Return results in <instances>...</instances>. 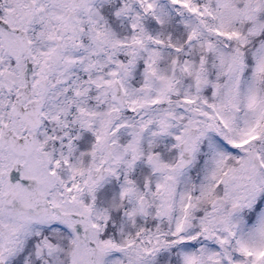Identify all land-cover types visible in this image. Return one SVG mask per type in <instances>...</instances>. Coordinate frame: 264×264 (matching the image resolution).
<instances>
[{
  "label": "snow or ice",
  "instance_id": "snow-or-ice-1",
  "mask_svg": "<svg viewBox=\"0 0 264 264\" xmlns=\"http://www.w3.org/2000/svg\"><path fill=\"white\" fill-rule=\"evenodd\" d=\"M0 264H264V0H0Z\"/></svg>",
  "mask_w": 264,
  "mask_h": 264
}]
</instances>
